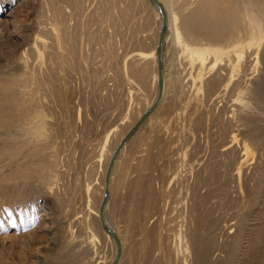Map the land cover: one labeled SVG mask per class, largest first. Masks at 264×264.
<instances>
[{
    "label": "rangeland",
    "instance_id": "1",
    "mask_svg": "<svg viewBox=\"0 0 264 264\" xmlns=\"http://www.w3.org/2000/svg\"><path fill=\"white\" fill-rule=\"evenodd\" d=\"M240 1L247 13L264 15V0ZM148 2L0 0V264H104L112 255V243L100 224V229L96 227L94 231L97 242L87 241V228L95 227L91 212L102 198L101 163L95 158L106 130L115 127L107 143L109 149L136 121V115L151 105L157 91V78L156 86L153 81L156 65L151 57L143 59L136 54L139 50L150 51L157 43L159 19ZM52 8L62 10L57 12V26L76 48V55L65 56L60 72L50 71L49 43L36 39L39 35L50 41L47 29L52 22ZM182 24L183 33L187 30L184 38L192 40V31L200 24L190 22L189 17ZM198 95L200 98L203 93ZM203 106L199 105L198 114H204L206 122ZM36 108L45 113L43 134L34 132L31 117ZM210 124L195 140L184 132L182 140L177 141L190 145L186 146L188 158L194 149L208 151L210 135L206 134L213 131ZM145 125L113 167L112 190L109 184L105 219L112 228L125 230L128 239L121 264H145L146 258V264L161 263L166 255V241L170 240L168 222L172 224V215L166 206V211L162 209L164 218L160 214L164 215L161 208L166 193L172 196V190L164 186L168 178L164 173L169 168L167 144L172 136L159 132L152 139L147 138L151 142L146 139L149 127ZM253 145L248 168L258 156V146ZM56 173L58 179L55 177L52 182ZM91 180L95 183L89 184ZM85 184L91 186V192L85 193ZM230 187L226 185L219 193L221 203L215 202L219 205L215 207L214 222L218 228L216 233L208 231L212 236L215 233L212 260L227 246L230 231L235 228V212L243 211L246 202ZM263 187L260 185L261 190ZM257 212L264 214V208ZM159 230L166 235L165 240ZM252 255L250 245L244 264H254Z\"/></svg>",
    "mask_w": 264,
    "mask_h": 264
},
{
    "label": "bare ground",
    "instance_id": "2",
    "mask_svg": "<svg viewBox=\"0 0 264 264\" xmlns=\"http://www.w3.org/2000/svg\"><path fill=\"white\" fill-rule=\"evenodd\" d=\"M148 1L151 3L148 2L150 7H153L158 15L157 19H159L160 26L161 13L154 3ZM159 1L166 13V31L161 46L163 66L161 95L155 108L119 151L110 172L108 192L109 184L111 189L113 167H116L115 165L118 164L117 162L124 150L127 149L129 143L145 124L149 127L146 139L153 135L156 136L155 134L158 135L159 132L171 134L172 139L167 144L169 168H166L167 172L164 173V177L168 178L167 181L165 180L164 186L166 190H172V193H170L172 199L168 194L169 192L163 191V195L164 192L167 195L165 194L166 199L164 201L161 200L163 201L161 210L165 206V209L169 208L168 213L170 216L172 215V218L170 217L172 224L171 221L168 222L171 225V230L168 233L170 240L166 241V255L164 254L163 262L157 264H244V258L248 254L250 245L253 249L252 262L254 264H264V214L257 212V209L264 208V187L262 190L260 189V185H264V15L247 13L240 0ZM61 11L52 8L53 15L50 19L52 22H49V27V24L46 25L48 34H50V41H46L39 35L36 36L38 41L49 43L47 54L51 72L62 70V64L67 54L76 55L74 42L72 43L67 35L61 34V30L57 26V12ZM250 14L252 15L250 16ZM188 17L190 22L200 24L197 30L192 31V40L190 41L184 38V33L187 30L183 33L184 27L182 24L183 20ZM197 39H203L204 42ZM156 45L155 41L150 51L139 50L136 53L143 59L151 57L153 64L156 65L153 70L154 85L156 84V78L158 82V75L156 76L157 61L155 58ZM41 54L39 53V56L42 58ZM260 64H262V68L259 67ZM64 84L63 86H65ZM188 92L190 93L188 94ZM199 93H203V99L202 97L198 98ZM191 94H193L192 98ZM156 95L157 91L154 92L151 101L155 100ZM151 101L146 107L149 106ZM199 105L206 107V122L205 115L198 114ZM144 109L146 108L144 107ZM144 109L136 115L134 120L137 121L142 113L147 110ZM126 110L127 114L129 108ZM32 114L34 132L43 134L44 125L46 124L44 111L41 108H36ZM136 121L132 123L131 127ZM209 124L213 127V131L209 134L204 133L210 135V145L208 144V136H205L207 139L205 142H208L209 145L208 151L202 152V150H198L199 148H193L194 150L189 153L188 158L189 149L186 146L190 145L185 146V144L183 145L184 142L180 145L177 141L182 140L181 137L184 132H188L190 137L195 140L206 130ZM114 129L115 127L106 130L102 137L103 142H101V146L99 145L100 153L98 152V158H95L101 163V169L99 168L102 171L101 196L104 190V176L109 159L119 141L129 131V129L127 131L124 129L115 143L107 149L109 137ZM198 134L199 136H197ZM185 137H188V135ZM149 141L152 142V140ZM253 144L258 146V156L255 162H251L253 165L248 168V159L254 153ZM142 150L145 151L146 149ZM104 151H106V155H104ZM56 175L57 173L51 177L52 182L56 181L54 180L58 176ZM94 180L89 181V184L95 183ZM89 184H85V193L92 190ZM228 184L231 185L232 191L237 192L239 196H243L246 202L243 211H239V209L235 212V216L233 215L236 219L234 222L235 228L230 231L232 233L230 239L226 238L228 239L227 246L224 245L225 248L221 250L222 252L217 253L219 256L217 255L218 257L212 260L211 257L214 256L212 255L214 249L212 248L214 244L213 236L216 233L214 230L218 228V225L216 227L214 225L217 218L215 211L219 206L218 204L221 203L219 202V193ZM162 196L160 197L163 198ZM227 196L225 194L226 198ZM107 201L103 212L104 221L108 227L112 228L110 221L105 219ZM215 202L218 204H215ZM98 204L100 205L99 202ZM98 204L93 212L90 211L95 216V220L93 219L95 227H92V229L87 228L90 231L88 243H91L90 241L97 242L98 240L97 234L94 232L96 227L98 229L101 227V225L99 227L100 221L98 222ZM255 204L257 205L256 210L254 209ZM160 215L164 218L165 213ZM167 218L169 217L166 215L164 220H169ZM164 226L166 227V225ZM112 229L118 236L121 248L115 264H121L128 242L125 238L126 231H120L116 227ZM101 230H103L102 227ZM208 231H214L215 233L212 232L214 233L212 236L211 232ZM162 234L161 232L159 236ZM108 235L106 237L112 243L113 252L104 264H111L116 255L115 241ZM162 236L164 239L166 235ZM128 238L130 241V237ZM158 239L160 240L159 237ZM162 242L164 241L162 240ZM162 250L164 253L165 249ZM160 253L162 254V251ZM160 260L162 261L161 258ZM147 262L148 258H146Z\"/></svg>",
    "mask_w": 264,
    "mask_h": 264
},
{
    "label": "water",
    "instance_id": "3",
    "mask_svg": "<svg viewBox=\"0 0 264 264\" xmlns=\"http://www.w3.org/2000/svg\"><path fill=\"white\" fill-rule=\"evenodd\" d=\"M150 1L158 7V9L161 13V25L159 28L158 40H157L156 51H155L156 61H157V75H158L157 76L158 77L157 95H156L155 100L151 104V106L144 113H142V115L139 117V119L136 121V123L129 129V131L119 141V143L115 147V149H114V151H113V153L109 159L107 167H106V172H105V176H104V190H103L102 199L100 201L98 213H99V221H100V225H101L102 229L104 231H106L114 239L115 244H116V255H115V258L111 264H115L117 262L118 257L120 255L121 248H120V242H119L117 234L115 233V231L112 228L108 227L104 221V213L103 212H104V206H105V203L107 201L108 194H109V192H108V181H109L110 172H111L113 163H114L119 151L121 150V148L130 139V137L135 133L137 128L141 125V123L147 118L149 113L157 105L159 98H160V95H161V90H162L163 66H162V58H161V46L163 43L165 31H166V13H165V10H164V8H163V6L159 0H150Z\"/></svg>",
    "mask_w": 264,
    "mask_h": 264
},
{
    "label": "crops",
    "instance_id": "4",
    "mask_svg": "<svg viewBox=\"0 0 264 264\" xmlns=\"http://www.w3.org/2000/svg\"><path fill=\"white\" fill-rule=\"evenodd\" d=\"M143 51V50H142ZM145 52V51H144Z\"/></svg>",
    "mask_w": 264,
    "mask_h": 264
}]
</instances>
